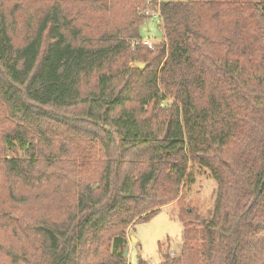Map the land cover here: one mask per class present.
<instances>
[{
	"label": "trees",
	"instance_id": "obj_1",
	"mask_svg": "<svg viewBox=\"0 0 264 264\" xmlns=\"http://www.w3.org/2000/svg\"><path fill=\"white\" fill-rule=\"evenodd\" d=\"M157 2L0 0V264H127L174 202L160 264H264V0L163 1L164 41L133 47Z\"/></svg>",
	"mask_w": 264,
	"mask_h": 264
},
{
	"label": "rangeland",
	"instance_id": "obj_2",
	"mask_svg": "<svg viewBox=\"0 0 264 264\" xmlns=\"http://www.w3.org/2000/svg\"><path fill=\"white\" fill-rule=\"evenodd\" d=\"M160 1L158 0V2ZM147 19L140 28L141 38L151 39L156 44H161L164 41V35L159 29L158 20L148 17ZM130 66L135 67V62L131 61ZM173 103L174 99L169 97L165 106H170ZM190 171L194 174V184L192 186L187 185L182 189L180 199H185L186 202L184 203L187 208L195 210L196 213L208 220L211 218L215 207L217 183L207 169L191 165ZM178 203L174 202L163 207L148 222L139 223L128 230V254L124 256L127 264H138L139 259L145 260L147 264H160L162 249L171 256H179L183 248L184 225L179 218Z\"/></svg>",
	"mask_w": 264,
	"mask_h": 264
},
{
	"label": "built area",
	"instance_id": "obj_3",
	"mask_svg": "<svg viewBox=\"0 0 264 264\" xmlns=\"http://www.w3.org/2000/svg\"><path fill=\"white\" fill-rule=\"evenodd\" d=\"M161 2H163V1L161 0L160 2H158L155 9H152L148 5L147 8L143 11V14H145L148 18L161 20L162 19V15H161V11H160ZM132 45H133V47L137 46V45H143V46H146L150 49H153L154 46L156 45V42L151 40V39L140 38V39L132 40Z\"/></svg>",
	"mask_w": 264,
	"mask_h": 264
},
{
	"label": "water",
	"instance_id": "obj_4",
	"mask_svg": "<svg viewBox=\"0 0 264 264\" xmlns=\"http://www.w3.org/2000/svg\"><path fill=\"white\" fill-rule=\"evenodd\" d=\"M135 67H138V68H140V69H144V68H145V64L140 63V62H137V63H135ZM127 254H128V248H127V250L125 251L124 256H127Z\"/></svg>",
	"mask_w": 264,
	"mask_h": 264
}]
</instances>
